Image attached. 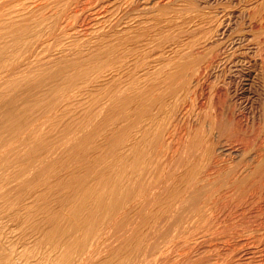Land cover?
<instances>
[{
	"label": "rangeland",
	"instance_id": "374dc122",
	"mask_svg": "<svg viewBox=\"0 0 264 264\" xmlns=\"http://www.w3.org/2000/svg\"><path fill=\"white\" fill-rule=\"evenodd\" d=\"M94 1L95 0H0V57H1L0 58V63H1L0 64V68H1L0 69V186H4L3 189L0 187V197H1L0 198V201H1L0 205L2 204V201H5V199L3 200L5 195L12 191V190H10V188L12 187L11 186L12 183L15 181L17 176H21V174L23 173L22 170L24 169L25 166L27 167V170L30 173L35 174L40 169H41V171L44 170V169H42V167H44L43 166L44 161L50 160L51 164L53 165V167H52L53 169L51 168V170L50 169L48 170V168L51 165L50 164L49 167L46 169L45 174H44V172L42 174H43V176L46 175L45 177H47V176L50 177V175H51L50 179H52V180L58 179L60 177V175L63 173H65V175L69 176L68 174H70L71 171L78 172L76 170H78L80 168L79 164H78L77 169L74 168V167H77V165H76L77 162L75 161V160H77V158L76 159L74 158V156L76 157V154L74 155L73 154L74 152L71 151L72 153L71 152H68V153L65 152V154L62 155V153H63L62 150H64L62 144H64L63 141H64L65 136L69 135V134L74 136L77 132H79L78 130L80 129L79 126H80V121H81L80 117L83 114V110H85V111L87 109H88V111L91 110V107H89L90 105L94 106V108H95L96 106H99L98 104H100V109H101V107L103 108L101 110L98 109V107L95 108L96 110H100V112H101L99 117H101L103 115V117H101L102 119L99 118V122L101 124L102 123L105 124V122H103V121H105L106 118H108L107 119L108 122H106V123L113 121L114 119H112V117H114L115 114H116L117 118L122 117V114H120V113L123 112V114H124V111L121 109H124L126 112V108H121V107H127V105L125 106V104H126L125 101H127L128 99H127V97H126L127 100L124 99L125 98L124 94H120L121 96L114 95V94L118 90L121 91L120 88H122L123 85L127 82L124 80H127V78H129V76H132V75H134V77H135L136 76L135 74H137L136 77H139V76L142 77L143 76L142 78H144V82L142 81L143 82L142 88L140 89L142 94H139L140 93V91H139L137 96H135L136 98H134V100L132 101V103L130 105L135 106L137 103L141 102V100H140L141 98H142V102L145 101L147 95L149 94L148 96L150 98V101L147 100L148 103H146V104L148 105L149 102L152 101V103L155 102V104L157 106L154 104V106L152 108H149L148 111H146V114L144 113V120H143L144 123H148V122L151 123L153 121L155 122V120L157 121L159 119L158 120L159 122H156V123L158 125L161 123V125H162L166 121L167 117H168V119H170L169 122H171V117H174V119H173L174 123L172 121V124H170V125L172 126V129H174L176 131L172 130L171 126H169L170 128L167 126L169 129H165L164 128L165 126L162 127L163 130L166 132L164 135L165 138L169 137L168 138L169 140L167 139L168 141L165 139L166 140L165 143H167V144L164 143L165 146L167 147L168 143H170V142H171L170 144L173 143L172 144L173 146L176 145V143H174V142H176L175 139L178 136H180L179 139L177 138L178 143L175 147L176 150H174V147L171 145L172 147L168 146V148L165 149V151H164V148H166V147L163 144V147H161L160 152L159 153L157 152L158 154L154 153V155L156 154V156L149 155V158L155 157V159L154 158H153L154 160L149 159L148 164L150 165V168H149V165L147 164L148 169L150 171L151 170L157 171V173L159 171V173L157 176V173H154L152 171L149 173V171L146 170V172L149 173V176H148V174H146L145 178L147 180L148 178L151 179L153 177L152 180H154V181L157 180V182H160V184L163 183L164 186L160 185L161 186L160 187L159 183H158L156 185V188H158L159 192L161 191L160 192L161 194H162V192L164 193V191H165V193H164L165 195L164 194L163 195L166 196V198H170L171 202L176 201L177 197H178V199H180V196L183 195V198L182 197L181 198H182V200L184 199L185 202L188 201V203H187L188 205L183 200L184 208H182V206H181L179 211H182V212H183V210L187 211L186 207L191 206V204H189V203L190 202L193 203L192 201L194 200V198H197L196 200L199 201V205L202 206V210L204 209L203 210L204 212H201L202 216H204L203 214H205V213L207 214L205 217L206 220H204L205 218L202 216L200 219H199L200 216L198 218L196 215L194 216V218H197V223L201 222L202 218H204L203 221L198 224L199 226H197V229L200 232L199 235L201 234L200 235L201 237L194 233V232H196V233L198 232V231H195L196 227H192L193 229L195 228L193 233L197 237L192 234L194 237L193 238L191 236V234H189V236L192 237V239H191L190 237H188V233H187L186 235H181L182 236L181 238L183 239L182 243H181L180 237H178L177 239L175 238L176 240L174 239L173 243L170 242L171 246L168 245L167 248H169V250L168 249L167 250L173 251L175 249V251H173L174 254L172 253V255H170L171 254V252H170L168 256H170V257L172 256L174 258V256L176 255V258H179V259L174 258V260H173L170 257L169 258L167 257L168 261H166V263L167 264H177L176 263V261H177L178 263L180 262L179 264H187V263L188 264L189 263L190 264L191 263L192 264H198V263L200 264L203 261L201 264H205V263L206 264H213V262H214V264L215 263L216 264H230V263L234 264V263H236V262H234L236 260L235 258H238L237 254H238V256H241V254L243 256L245 254L244 255V256H246L245 258H247V256H249L248 257L249 261L247 260L246 264H264V255H262V254H264V0H162V1L161 0H140L139 4L141 6L139 8L142 10L144 9L143 11L141 10L140 15L137 13V15H133L132 17L130 16L128 18L129 20L127 18L124 20L122 19L123 21L121 20L120 26L118 25L116 28H114L115 30L109 29L112 22H113V21L111 22V20L114 19V17H115L114 14L111 15L110 13L106 12L107 14L105 15V12H104V14L99 15L98 17H94V15L93 16L91 15V13L95 14V11L97 9L102 10L103 7L106 9V7L107 6L109 7L111 4L108 3L107 1H103L107 4H109L106 6L103 2H98L96 0L95 2H97V3H101V4L103 3L102 5L99 4L100 6H103L101 9V7H98L99 5L97 3L94 4ZM140 2H142V3H140ZM144 4L148 9L144 6ZM93 5L95 7V10L93 9L94 8ZM142 5L144 8H142ZM37 8L39 9V11ZM145 8H146V10H145ZM33 9H35V10H33ZM91 9H93L94 11L92 10V12H91L90 11ZM38 13L41 14V16L42 15L43 16L41 17ZM44 13L47 15V17H45ZM141 14H142V16H141ZM38 15H39V18L40 17L42 18V19L40 18L41 20L38 18ZM110 15L112 18L110 17V19H109ZM47 18H49V19H47ZM23 19L24 20L27 19V21H24ZM44 20L45 21L47 20V21L45 22ZM16 23L18 24V26ZM19 23H20V25H19ZM25 25H26V27H24ZM16 28H17V31L15 32ZM32 28L36 29V30H31ZM197 28L198 29L200 28V29L198 30ZM9 29H10V32H9ZM37 31H38V33H36ZM21 32L23 34L27 32L25 34L26 37L24 35H22ZM181 32H182V35H181ZM198 32H202V34L198 33ZM205 32H206V34H205ZM33 33H35V34H33ZM17 34L22 35L25 38L22 36H18ZM27 34H29V36ZM187 34H189V35H187ZM190 34H191V36H190ZM197 34H199L200 36ZM194 36L196 37V40H195ZM201 36H203V39ZM204 36L205 37L207 36V37L205 38ZM14 37H17V38L14 39ZM188 38H190V39H188ZM211 38H212V40H210ZM12 39L14 41L18 40V41H15L17 43H14ZM191 39H192V41H191ZM200 39H202L201 40L202 42L197 43L198 41H200ZM21 42H23V43H21ZM190 42H192V43L194 42V43L198 44V46H195V49L198 50V51L195 50V52H197V55H200L199 53H201V52L203 54L208 48H212V47L214 49H216V51H217V52H215V54L216 55L219 54V55H217L216 56L217 58L215 57V59H214V61L216 60V62L214 63V61H213V63H212L213 70H212V68L210 69V71L211 70L212 71L209 72L210 75H208V77H207L208 81H206L207 79L204 80L205 82L203 84V89L209 88V89H206V91L204 90L205 93L203 92L207 96L206 97L207 99L205 98V95L203 96L204 98H202L199 95H194L198 92L193 93L191 91V94H190V92L185 93V91H184V93H182V90L180 91V95L181 94L182 95L183 94L184 95L185 94L191 95V97H189L190 95L189 96L187 95V97L189 99L185 97L186 101L181 99V97H183L184 95L181 97L179 95L178 97H180V98H177V99H179V101H181V100L185 101V103L190 102L189 103L190 105L186 103V105H188L187 109H186L185 103H183L182 101L181 102L178 101L179 102L178 104H177V102L175 103L173 98L172 99L169 98L168 95L170 93L168 94V93H164V92H166L168 90V87H169V89L173 88L171 86V84L173 85V82H172L173 81L172 78L174 77L173 75L176 76V74L178 72H180L179 65L177 64L178 66L177 65L175 66L174 63L175 62L177 63V61H178V63L180 62L179 57L181 55L180 56H178V55L183 54L181 52L187 51V49L184 50V48L185 47L188 48ZM205 42H207V43H205ZM204 43H205V45H203ZM211 43H212V45L213 44L214 45L212 46ZM182 44L185 45V47ZM12 46H14L15 48L14 47L12 48ZM111 47H113L114 50L112 49V51H111L110 50ZM199 47H201V48H199ZM20 48H21V50H19ZM131 48H133V49H131ZM203 48H205L206 50ZM134 49H136V51H134ZM125 50H126V52H125ZM178 50H180L179 51L180 53L177 52ZM103 51L105 54L103 53ZM119 51H121L120 52L121 54L119 53ZM122 51H123V53H122ZM127 51H130V53L129 52L127 53ZM133 51L135 54L132 53ZM106 52H107V54H106ZM113 52H114V54H113ZM115 52H117L120 56ZM94 53H96V54H94ZM101 53H103L105 56H103V54H101ZM6 54L7 55L9 54V55L7 56ZM91 54H93V55H91ZM97 54L99 57L96 56ZM109 54H111V55H109ZM129 54H130V56H128ZM143 54H146V57H145V55L141 56ZM11 55H12V57H11ZM90 55H91V61H90V59H88V58H90ZM94 55H95V57H94ZM157 55H158V57L161 58V59L159 58L160 60L156 57ZM197 55L195 53V57H193V56L192 57L197 59L200 57V56L198 57ZM92 56L95 58L94 60H93ZM110 56L113 57L114 60H116L115 57L119 56V57H117L119 60L117 59L118 61L117 60H116L117 62L115 61L116 64L114 63V61L112 60V58ZM6 57L9 59L11 58V59L8 60V59H6ZM78 57H80V58H78ZM81 57L82 58L85 57V59H83V61H82ZM148 57H149V59L151 57H153L154 60H153V58H151L149 60ZM103 58H104V60H103ZM128 58H130V59H128ZM140 58H142V59L144 58V59L141 60ZM162 58H164V59H162ZM172 58L175 60H177V59L178 60L177 61L174 60V63H173ZM3 59H4V61H3ZM5 59H6V61H5ZM78 59H79V62H78ZM99 59H101V61L103 60L104 62H106V61L108 62L109 60L110 61L105 64L104 62L103 63L100 62ZM105 59H107V60H105ZM124 59H126L127 65H126V62H124V63L122 62V61H124ZM111 60L113 62H111ZM132 60H136V61L131 62ZM139 60H141V62L142 61L143 62L141 63ZM66 61L69 64L63 63ZM94 61H95V64H93ZM217 61H219V63ZM2 62H3V64H2ZM71 62L72 63L74 62V63L72 64ZM83 62L85 63L84 65L87 68V70L89 69V67H88L89 65H90V68L92 67V69L97 67L96 70L95 69L93 70V73L91 72L92 69H89V71H88L89 73L87 72V70H84L87 72V73L85 72L86 75L88 74V77L91 79V78L95 77L94 71H96L98 77L96 76L97 78L92 84L90 83L88 85L89 82H87V86L85 87V90H84L85 92L83 91L84 94H81L80 91H78L79 90L78 86L80 87V85H81L79 78H78L80 73H79V71H77V72L75 71L76 72L75 73L74 70H80V68H81L80 71L82 72L83 68H85L83 65ZM145 62H147V63H145ZM155 62H158V64ZM164 62H167L168 65L165 64ZM99 63H101V65ZM109 63H110V65H112V63H113V65L110 66ZM130 63H134V64L131 65ZM161 63H164V65H162ZM80 64L83 68L80 67ZM102 64H103V66H102ZM118 64H119V66H117ZM173 64H174V67H173ZM199 64H201V62H199ZM216 64H218V65H216ZM2 65H3V67H2ZM76 65H77V67H76ZM99 65L102 68H100ZM105 65H106V67H105ZM128 65H131V66H128ZM140 65H142V66L140 67ZM159 65H161L162 68H163V66H165V67L162 69ZM113 66L114 67L117 66V68H115L116 71H115ZM121 66H123V67L120 68ZM191 66H193V65H191ZM127 67H129V68H127ZM131 67H132V69H130ZM156 67L157 68L159 67L158 69H159L160 73L158 72V69H156ZM184 67L185 66H182V68H180V69H184L183 71H185V73L183 71L182 72L185 75V79L183 77L184 75H182L183 78H180V79L177 78L180 81L177 80L176 83L181 82V81L183 82V80H184V82H186V80L190 79V78H188V75L190 74L189 77L192 76L191 74H192V70L194 71V68L188 66L189 70H186V69H188L187 66L185 68ZM98 68H99V70H98ZM112 68L116 73L112 70ZM133 68H134V71H133ZM135 68H137V69H135ZM167 68H169V69H167ZM105 69H106V71H105ZM119 69H121V70H119ZM139 70H141V72ZM100 71H101V73H100ZM135 71H137V72H135ZM156 71L158 72V74L156 73ZM161 71H162V74L164 73L163 75L161 74ZM166 71H170V72H167L168 73L167 74ZM121 72H123V74ZM216 72H218V73H216ZM77 73H79V74L77 75ZM127 73H129L130 75ZM186 73H187V75H186ZM82 74H83V72H82ZM100 74H104V75L101 76ZM116 74L120 75V76H118L119 78H117ZM146 74H147V76H146ZM91 75H92V77H91ZM125 75H127V77ZM149 75H151L153 78H151ZM170 76H172V78H170ZM201 76L204 77L203 75H201ZM211 76L213 79H211ZM88 77H86V79L88 81H90V79H88ZM103 77H105L104 78L105 84L103 83V81H104ZM110 77L111 78L113 77V79H110ZM156 77H157V79H156ZM161 77H163L162 79H164V80H162ZM120 78H122V79L120 80ZM169 78H170V80L171 79L172 80L170 81ZM98 79H100L101 81ZM149 79H150V81H149ZM159 79L162 81H160ZM165 79H167V80H165ZM108 80L110 81L111 85L109 84ZM111 80H113V81H111ZM97 82H99V83H97ZM101 82H102V84H101ZM153 82H156V83H153ZM56 83L57 84L59 83V84L57 85ZM117 83H119L120 85ZM148 83H152L153 85L148 84ZM206 83H208V84L205 86ZM112 84H115V85H112ZM160 84H163V85H160ZM108 85H109V87H108ZM156 85H158L157 86L158 88L156 87ZM191 85L192 86L195 85V86L192 87ZM190 86L192 87V89H194L195 87H197V84H190V85L188 84L187 85L189 90H192ZM91 87H92V89H91ZM97 87H98V89L96 90ZM115 87H116V89H114ZM152 87L156 88L155 91ZM162 87H163V89H162ZM70 88H71V90H70ZM143 88H145L146 90ZM58 89H59L60 93L58 92ZM104 89H106V90L104 91ZM157 89H158V91H157ZM109 90L113 94H111L110 92L105 93L106 91H109ZM160 90L163 92V94H166V96H168V97H165ZM207 90H208V92H207ZM113 91H115V93ZM146 91L149 93L147 94ZM70 92H71V94H70ZM150 92L152 95L155 93H156L155 95L158 94L156 96L157 97L156 99L158 100V102H157V100L156 101L152 100V98L155 99V97H154L155 95L153 97H151L152 95L150 94ZM96 93L98 94L99 99H97ZM104 93L108 94L110 96H105ZM192 93L194 96H192ZM44 94H45V96L43 97ZM100 94H101V96H99ZM161 94H162V96H161ZM50 95H51V97H50ZM92 95H93V98H92ZM138 95L139 96L143 95V96L138 97ZM210 95H213V96H210ZM102 96H103L104 100H103ZM115 96H116V98L114 99ZM195 96H198L196 98L197 99L199 98L200 100L199 99L195 100L193 98ZM109 97L113 98L114 103H113V100H111L112 98L110 99ZM118 97L120 99H122V102H120L121 100H118L119 99ZM144 97H145V99H144ZM94 98H96L97 101ZM159 98L161 100H159ZM191 98H193L192 100L193 101L195 100V102H191L192 101ZM76 99H77V102H75ZM116 99L118 100V102ZM61 100H63L62 102L65 103V105L63 106V104L61 102V104H59V106H57L58 109L55 108L56 105H58L57 102L61 101ZM137 100H139V101H137ZM164 100H166V102L167 101L171 102L170 104L168 103L169 105H171L170 107H172V104H173L172 101L174 102V104L180 105L181 108H177L179 111V115L176 111L175 116L176 117L180 116V119H181V116L185 115L184 117H182V120L184 119V121L180 120L178 117L177 118L178 122H177V119H175V116L174 115L172 116V114L170 112L168 113V111H170V109L167 110L168 108H170L169 105H167V103H166L165 106L168 107V108H166V107L162 106L164 104H161V103H164ZM187 100H191V101H187ZM93 101L96 102V104L95 103L93 104L92 103ZM115 101H116V104H115ZM123 101L125 104L123 103ZM134 101H135V103H134ZM53 102L56 104L53 105L54 104ZM105 102H106V104L107 103L108 104L106 105ZM117 103H119V104H117ZM121 103H123L124 106ZM181 103L184 104L185 106L181 105ZM49 104L53 105L52 110H54V108H55V111H51V110L49 111V109H51V106ZM102 104L105 108L102 106ZM110 104H111V106H110ZM48 105L50 106V108L47 107ZM60 105H62L61 108L63 107V110L60 108ZM114 105L116 107H118L119 109H116V107L112 108ZM87 107H89L90 110ZM145 107L148 108V106H145ZM157 107H159V108H157ZM45 108L47 109V112L45 111L46 110ZM59 108H60L61 112H60ZM155 108H156V110H155ZM180 109L181 110L184 109L185 111L187 110V113L185 111H183V113H182V111H180ZM163 110L166 111L167 117H166V114H164ZM105 111H106V113H109V115H106ZM112 111L114 112V114H112L113 113ZM57 112H59V114ZM160 112L162 113V115L160 114ZM39 113L42 115L40 116ZM44 113H45V117H46V115H50V116L52 115L51 117L50 116L48 117L50 119L49 121H47L48 118H47V120L45 118V120L47 122H43V121L39 120V119L42 120L44 118V116H43ZM85 113H87V112H85ZM37 114H39L38 115L39 117L37 116ZM54 114H56L57 116H55ZM153 114L155 116H153ZM168 114H170V115L168 116ZM134 115H141V112L137 113V114L134 113ZM53 116H55V117H53ZM104 116H106V118ZM161 116H163L164 118ZM109 117H111L110 118L111 120L109 119ZM148 117H150V118H148ZM33 118H35V123H34V120H32ZM103 118H105V120H103ZM132 118H134L133 115H132ZM145 118H147L148 121H146ZM162 118L165 119L164 122H163ZM186 120H187V123H186ZM202 120H203V122H202ZM99 122H98V117H97L95 123H98V124L97 125L95 124L96 127L93 124V127L94 128L101 127L102 125L99 126V124H100ZM179 122H180V124H178ZM27 123L28 124L30 123L29 126L27 125ZM56 123H59V125L58 124L55 125ZM124 123H125V121L120 122L118 124L120 126V128H123L122 126H124ZM150 123L144 124V126H143L146 128V125H148L147 128H149V127L151 128V129H149L150 131L146 128L149 132H151L152 130H153L152 132H155L156 130L161 128L160 127L161 125L159 126L160 127L159 128L156 125L153 126V124L151 126ZM176 123H177V126L179 128H182L181 130L178 127H176ZM189 123H190V125H189ZM38 124L41 125L42 128H40V127L38 128L37 127V126H39ZM54 125H55V127L58 126L57 127L58 129L55 128ZM118 125H116V126L118 127ZM165 125H166V122H165ZM167 125H169V124H167ZM173 125H175V126H173ZM116 126L113 127V129H115V131L117 130ZM203 126H205V127H203ZM53 127H54V129H53ZM157 127H158V129H155ZM88 129L89 128H87V130H86L87 134L89 133ZM168 130L169 131L171 130V131L168 132ZM110 131H112V129ZM110 131H107V134L110 137H107L106 133H105L106 135L104 134L105 136H103L105 139H107V140L109 139V141L106 140L107 141L106 143H102L103 141L105 142V140L102 139V141H101L99 138V142L104 144V145H98L99 148H100V146H101V148H103L104 146H105L104 148H108L107 149L108 151L106 150L107 153L110 151V148L112 146L111 141L113 139H111V136L113 133H115V132L111 133ZM64 132H65V135H64ZM78 134L79 133H77V135ZM170 136H171V138H170ZM75 137H77V136L75 135ZM55 142H56V145H55ZM61 142H62V144H61ZM57 144H58V146H57ZM106 145H108V146H106ZM64 146H65V144H64ZM181 147H183V149ZM58 148H59V153H57ZM104 148L102 150H103L104 154H106ZM172 148H173L174 152L170 150ZM178 149H180V150L178 151ZM48 150H50V151H48ZM55 150H57V152ZM99 150H101V149H99ZM99 150H98V152L101 153L102 151H99ZM75 152H77V149L75 150ZM165 152H167L166 155H168V156L165 155ZM168 152L169 153L173 152L174 154L171 153L172 154V156H171ZM176 152H178V154L180 152L181 153L178 155ZM160 153L161 154L163 153L162 155H164V156H162ZM159 154H160V156H159ZM173 155H175V156H173ZM97 156H100V154L98 153ZM150 156H152V157H150ZM165 156H166V159L164 158ZM169 156H170V159H169ZM179 156L181 159L179 158ZM43 157H44V159H43ZM57 157H59V158H57ZM176 157H177L176 160H178V158H179V160L174 162ZM171 159H173V161ZM163 160H164V162H163ZM155 161L157 162V164ZM24 162L26 163V165L23 164ZM113 162H111V164H110L111 166H112ZM151 162L153 163V165L151 164ZM68 163H71V164H68ZM84 163H86V161ZM123 163H124V161H123ZM154 163H155V165H154ZM113 164L116 165L118 163L115 162ZM156 165H157V168H156ZM65 166L68 169H66ZM69 166H70V168H69ZM102 166H100V167H102ZM71 167L74 168L75 170H73V169L70 170ZM247 167H248V169H247ZM99 168H98L97 173H99L101 175V177H103V174H105L104 178L109 179V177L113 173V171L115 172V167H113V166H112V168L108 167V170H107V168H105V170H104L103 167H102L103 169L100 168L102 170H100ZM159 169H161V170H159ZM162 169L163 170L165 169V170L162 171ZM24 170L27 171L26 169H24ZM28 171L26 172V174L28 173ZM160 171H162L163 173L166 171V173L161 174ZM16 172L17 173L20 172V173L17 174ZM75 172H72V173H75ZM103 172H106V173H103ZM169 172H170V175H169ZM12 173H13V175H12ZM32 174L30 175L28 173L27 176L33 177ZM190 174H192L193 177H197V176L198 177L193 178L192 176H190ZM195 174H198V175H195ZM36 175L39 176L38 174H36ZM160 175H162L165 178L168 176V178H166L167 180L170 178L171 179H170V181L168 180L167 183H165L166 181L164 182L163 180L158 181L159 179H164ZM186 175L192 177L193 180L194 179L197 180L200 178L199 184L200 185L202 184V187H199L200 185L197 184V185H195V189L198 191H195V192L193 191L194 193L193 192L187 193L186 192L187 184H185L186 182L184 183V180L186 181V180H189L190 178H188ZM207 176H208V178H207ZM34 177H35V175H34ZM52 177L55 179H53ZM61 177H63V176L61 175ZM157 177H159V178H157ZM2 179L5 181H3ZM179 181H180V183H179ZM189 181H187V183ZM165 185H166V188H168L169 190H167L165 188ZM173 185H175V186H173ZM158 186L160 187V189H162V187H163L164 190H159ZM181 187H182V189H181ZM171 188H173V189H171ZM45 191L47 192L49 190H45ZM58 191H59V189H58ZM173 191H175V192H173ZM182 191L184 193L186 192L188 197H193V198H191L193 200H188L190 198L185 199V198H187V195L180 193ZM196 192H198V193L196 194ZM45 193H44V195L46 196ZM175 193H176L177 197L174 195ZM42 194H43V192L39 196H41ZM161 194H160V196L164 197ZM178 194H182V195L178 196ZM44 195H42V198L44 197ZM48 195L49 194L47 193V196ZM185 195H186V197H184ZM11 196H13V197H11ZM11 196H10V199L12 202H14V200L16 198V194L13 193V194H11ZM47 196L44 197V199L39 197V200L42 199L44 201L45 198L47 200ZM160 196H159V199L157 201L163 200L164 202H167L166 198L162 199V197H160ZM174 196L176 198H174ZM199 197H200V199H201V197H202V199L205 197V200L204 199L199 200ZM27 201H25V207L18 209V217H19V214H22L23 212H26V213L35 212V211H38L37 209L39 208V206L44 205V207H46V205H47L46 202H45V204H46L45 205L44 203H42V201H38L35 199H29ZM198 201L196 203H198ZM171 202L170 203L167 202V204L163 203V202H162V204H160V202H158L157 205H154V208H155V206L159 205L158 208H160L159 209L160 211L156 210L157 208L154 209L152 207V209L156 210L157 212H155V211H148V212L150 213V215H151V212H153L154 214L155 213L160 214L162 212L161 210H163V209L166 210V208H168L170 206ZM181 205H182V202H181ZM28 208H29V210H28ZM39 212L40 211L37 212L38 224L43 230L46 231V229H48L49 227H52V220L53 219L49 218L48 214L44 213V211L42 213H39ZM148 212L146 211V213L143 212L142 214L139 215V217H141V215H144L143 219H142L143 221H144L145 215L148 216V217L146 216L147 218H145V223H146V221L148 223V221H150L154 217L153 213H152L153 215H151L152 218L149 217L150 215ZM184 212H183V214L187 215L189 210L187 213L186 212L184 213ZM218 212L220 213V215H218L219 214ZM76 214H77V218H75L73 215L62 214L61 215L62 218L59 220H55V222L53 223L54 227H55V225H56V227L59 226L58 227L59 229H57V230L64 231V229H67V230L71 231V233H69V232H67V230H65L67 233H69V235H65V236H67V238L64 239L63 241H65V240L69 241V238H70V242H72L73 244L76 243L75 239H77L75 234L77 233V235H78V229L82 228L79 225V221L80 222H81V220L85 221L86 225L82 224V222H81V224L84 227H86L87 223H88V222H86V220H89V223H91L93 220V219L91 220V217L87 218L89 214L86 215L85 219L83 217L84 220L81 218L79 220V216L81 214H78L77 212H76ZM83 214L85 216L86 213L84 212ZM99 214H100V212L99 213L97 212L96 217ZM156 214H155L156 217L159 216ZM208 215H209V217H208ZM216 215H217V217H216ZM82 216H80V217H82ZM99 216H101V214ZM148 218H149V220H148ZM137 219L140 220L139 218H137ZM208 219H209V221H208ZM96 220H98V218ZM198 220H199V222H198ZM16 221H17V218H16ZM140 221L139 222L137 220L133 221L134 224L131 222L130 224L135 225L134 227H128L124 224L126 222L128 224V221L122 222V224H124L126 226V227L125 226L124 227L127 229L122 228L123 226L122 227L119 226L122 230L120 228H119L120 230L117 228V230H119V231L114 232L116 234L115 235L113 234L112 238L111 237L108 238L110 236L109 234H108V237H107V235L102 237L101 241L104 242V244L101 241L99 244H100V246L104 245L102 247L103 249L101 250L99 247V244H98L97 248L98 247L99 248H98V250L95 249V251L99 254L95 253V255H94V252H95L94 251L92 253L93 256L89 255L88 259H85L86 263H85L84 259H83V262L81 261L82 264H92V263H96V262L99 264L101 262H104V264H106L108 262L107 260H109V259L115 260L114 257H116V259L117 258L120 259L121 257L118 255L123 256L124 254H125L124 258L120 259L122 261L119 260L121 263L119 261L117 262V260L115 261V263H110L111 260H109V262L107 264H116V263L122 264L125 261H126L125 262V264H126L128 261V260H125V259H128V258H126L127 257L126 255H128L129 252L131 251L132 243L134 245H135V243L136 244L139 243V242H136L137 237L135 238V236H137V235L135 232H136V230H138V228H137L138 225H136V224L144 223L143 221H141V222ZM214 221H215V223H214ZM231 221H233V222H231ZM136 222H138V223H136ZM209 222L211 224H209ZM222 222H223V224H222ZM4 223L7 227H9V221L3 220V224ZM65 223H67V224H65ZM70 223H71V225H70ZM145 223L143 224V226L139 224V227L141 228V226H142L143 228H145V225H146V227L149 228V226H147V223L146 224ZM193 223H194V221L191 222L190 224L193 225ZM197 223H196V225H197ZM122 224L120 223V225H122ZM164 224H162L163 226L161 225L159 228L160 229L161 228L162 229H168L169 227L167 228V226H166L167 223H164ZM170 224L171 223L169 222L168 225L170 226ZM78 225H79V227H77ZM88 225H90V224H88ZM133 225H129V226H133ZM200 225H202V226L200 227ZM252 225L254 226L253 228H252ZM217 226L219 228H217ZM65 227H67V228H65ZM164 227H166V228H164ZM199 227L201 228V230L202 229L204 230V228H206V230L201 231V230H199ZM222 227H224V228H222ZM88 228H89V226H88ZM143 228H142V230H140V229L139 230L143 231ZM170 228H172V226H170ZM170 228L168 231H171ZM193 229L192 230L190 229V232L193 231ZM139 230H138L137 234H138V237H140L142 240L143 239L142 233H145L147 230H144V232H142V233H139ZM157 230L158 229H156V231ZM161 230H159V232L152 230V232H153L151 235L152 239H150L151 242L149 241V244L150 243L152 244L154 241H155V243H157L156 240H153V239H156L155 237H157L154 234H156V235L158 233L160 234V235L158 234L159 237H157V241H159L158 240L159 238H161V240L164 241L165 238H167L170 235V232H169V234H168V231H166L167 233H165V230L164 231L162 230L163 234H161ZM74 231H76V233ZM72 232H74V233L72 234ZM86 232H88V229ZM154 232H156V233H154ZM187 232H189V230ZM67 233H65V234H67ZM164 233H165V235H164ZM221 233L222 234L224 233V235H226V236L222 235ZM230 233H231V235H230ZM71 234L73 235V238H71L72 237ZM220 234H221V236H220ZM161 235H164V237L165 236H167V237L164 238ZM111 236H112V234H111ZM206 236H208V237H206ZM227 236H228V238H227ZM131 237H132V239H130ZM202 237H203V240H202ZM162 238H164V239H162ZM186 238H188V239L186 240ZM207 238H208V240H207ZM211 238H212V240H211ZM105 239H106V241H105ZM110 239H111L112 243L109 241ZM178 239H179V241H178ZM216 239H218V240H216ZM251 239L253 241H251ZM112 240H114V241H112ZM131 240H133L132 243L129 242ZM139 240L140 239L137 238V241H139ZM197 240H198V242H197ZM240 240H241V242H240ZM175 241H176V243H175ZM177 241H178V243H177ZM161 242H158V244H157L159 248L163 247L162 244L164 242L163 243H161ZM192 242H193V244H192ZM210 242H211V244H210ZM203 243H204V245H202ZM235 243L238 245H234ZM105 244H107V245H105ZM128 244H131V245H128ZM188 244H190V245H188ZM194 244H197L200 248L204 247V249H202L200 252L201 255H200V253L198 254V251H196V250H199V247L198 246L196 247V245H194ZM209 244H210V246L213 245L214 247L211 246L213 248H211V247L209 248ZM227 244H229L230 246ZM191 245H194V246H191ZM241 245H243L242 249H240ZM107 246L108 247L110 246L109 251H107L108 250ZM127 246H128V248H127ZM188 246L190 249L187 248ZM206 246H208V247H206ZM226 246H228V247H226ZM234 246H236V247L233 248ZM172 247H173V249H170ZM205 247L208 249H206ZM229 247H230L231 252L230 251L228 252L226 250ZM232 248L237 252H235ZM248 248H249V250H248ZM133 249H134V246H133ZM120 250L123 253V255L121 254V252H119ZM124 250H126V251H124ZM144 250H146V249H144ZM177 250H179V251H177ZM203 250H205L206 254H205V252H203ZM209 250H211V252ZM219 250H222V251L225 250L224 253H226V252L227 253L224 254V256H223V253H221L222 251H219ZM243 250H245V251H243ZM184 251L186 253H184ZM192 251H193V253H195L194 256L196 255V252H197L196 258L200 257L202 261L198 262L200 259L197 260L193 256V253H190ZM106 252L107 253L110 252V254L109 253L107 254ZM125 252H127V254ZM147 252H149V253H147ZM147 252L143 251L146 260L145 259L143 260V258H142V257H144L143 254L141 253L142 254L141 255L139 253L140 255L138 254L137 257L134 258L133 264H161V263L165 264L166 258L164 259L163 255H161L163 257L159 258V256H158V258H156V255L153 256L152 253L151 254L153 257L151 255L146 256V253H147V255L150 254V251H147ZM179 252H181V255L185 254L184 256H181L183 259L185 256H186V259L187 258L190 259L191 257H194V259H190V260H192V261L196 260L195 261L196 263H193L194 261L190 262V260L187 261L186 259H184V260L181 259ZM241 252H243V253H241ZM211 253H213V254H211ZM234 253H235V255H232ZM178 254H179V257L177 256ZM230 254L234 260H232ZM198 255H200V256L197 257ZM205 255H207V256L204 257ZM216 255H218V258L223 256L221 259L226 260L227 262L223 261V263H221V261H220L221 259H218ZM227 255L229 256V259H228ZM128 257H129V255H128ZM202 257H204V259ZM89 258H91V259H89ZM205 258H207L208 260L206 259L207 260L206 261ZM156 259H157V261H156ZM170 259L173 260L172 263H171ZM175 259H176V261H175ZM25 260H26L25 264H27V263L30 264V262H33L32 260H28V259H25ZM27 260L29 262H27ZM88 260H90L89 261L90 263H88ZM184 261H185V263H184ZM219 261H220V263H218ZM261 261H262V263H261ZM224 262H226V263H224ZM33 263L35 264V261ZM22 264H23V262H22ZM101 264H103V263H101Z\"/></svg>",
	"mask_w": 264,
	"mask_h": 264
},
{
	"label": "bare ground",
	"instance_id": "6f19581e",
	"mask_svg": "<svg viewBox=\"0 0 264 264\" xmlns=\"http://www.w3.org/2000/svg\"><path fill=\"white\" fill-rule=\"evenodd\" d=\"M96 1V0H95ZM94 1V4H96L97 2H95ZM98 2H103V1H107L108 3H110L111 5V7L109 6H107V5H109V4H107V3H105V2H103L106 6V9L103 7V6H100V5H102L101 3H97L99 6L98 7H101V9H102V7H103V9L102 10H96L95 11V14H92L91 13V15L93 16L94 15V17H98L99 15H102V14H104V12H105V15L107 14V13H110L111 15L112 14H114L115 15V17H114V19H112L111 20V22H112V24H111V26H110V28L109 29H112V30H115L114 28H116L118 25L120 26V24H121V20L123 19H128L130 16L132 17L133 15H137V13L140 15V13H141V10L142 9H140L139 7L141 6L140 4H139V1L140 0H97ZM162 1V0H161ZM166 2V1H165ZM140 3H142V2H140ZM144 6H145V4H144ZM93 7H94V5H93ZM146 7V6H145ZM92 8V7H91ZM142 8H144L143 7V5H142ZM147 8V7H146ZM146 8H145V10H146ZM38 9V8H37ZM94 10H95V7L93 8ZM93 9H91L90 11L92 12V10ZM100 9V8H99ZM148 9V8H147ZM33 10H35V9H33ZM43 10V9H42ZM93 10V11H94ZM144 10V9H143ZM142 10V11H143ZM38 11H39V9H38ZM148 11V10H147ZM107 12V13H106ZM37 13V12H36ZM94 13V12H93ZM143 13V12H142ZM39 14V13H38ZM43 14V13H42ZM45 14V13H44ZM40 16H41V14H39ZM39 15H38V18H39ZM104 15V16H105ZM111 15L109 16V19H110V17H111ZM43 16V15H42ZM41 16V17H42ZM141 16H142V14H141ZM40 17V18H41ZM45 17H47V15L45 14ZM101 17V16H100ZM26 18V17H25ZM39 18V19H40ZM103 18V17H102ZM112 18V17H111ZM137 18V17H136ZM29 19V18H28ZM42 19V18H41ZM40 19V20H41ZM47 19H49V18H47ZM97 19V18H96ZM140 19V18H139ZM24 20V19H23ZM122 20V21H123ZM129 20V19H128ZM24 21H27V19L26 20H24ZM43 21V20H42ZM45 21V20H44ZM47 21V20H46ZM45 21V22H46ZM126 21V20H125ZM19 22V21H18ZM17 22V23H18ZM29 22V21H28ZM16 23V24H17ZM21 23V22H20ZM20 23H19V25H20ZM34 23V22H33ZM41 23V22H40ZM54 23V22H53ZM44 24V23H43ZM109 24V25H110ZM15 25V24H14ZM29 25V24H28ZM17 26H18V24H17ZM31 26V25H30ZM46 26V25H45ZM20 27V26H19ZM23 27V26H22ZM24 27H26V25L24 26ZM28 27V26H27ZM33 27V26H32ZM11 28V27H10ZM15 28V27H14ZM34 28V27H33ZM31 29V30H36V29ZM38 29V28H37ZM41 29V28H40ZM198 29V28H197ZM200 29V28H199ZM198 29V30H199ZM29 30V29H28ZM30 30V31H31ZM43 30V29H42ZM49 30V29H48ZM108 30V29H107ZM17 31V28H16V30H15V32ZM194 31V30H193ZM192 31V32H193ZM206 31V30H205ZM9 32H10V29H9ZM23 32V31H22ZM21 32V34L22 35H24L25 36V34L27 33H22ZM196 32V31H195ZM20 33V32H19ZM29 33V32H28ZM31 33V32H30ZM36 33H38V31L36 32ZM198 33H201L202 34V32H198ZM204 33V32H203ZM33 34H35V33H33ZM205 34H206V32H205ZM204 34V35H205ZM12 35V34H11ZM18 35V34H17ZM22 35H18V36H22ZM28 36H29V34H27ZM181 35H182V32H181ZM187 35H189V34H187ZM197 35H199V34H197ZM214 35V34H213ZM24 36H22V37H24ZM190 36H191V34H190ZM200 36V35H199ZM13 37V36H12ZM26 37V36H25ZM24 37V38H25ZM195 37V36H194ZM202 37V39H203V36H201ZM205 37V36H204ZM207 37V36H206ZM205 37V38H206ZM214 37V36H213ZM15 38H17V37H14V39ZM21 38V37H20ZM204 38V39H205ZM23 39V38H22ZM188 39H190V38H188ZM194 39V38H193ZM199 39V38H198ZM202 39H200V41H198L197 43H200V42H202L201 40ZM13 40V39H12ZM26 40V39H25ZM195 40H196V37H195ZM210 40H212V38L210 39ZM216 40V39H215ZM214 40V41H215ZM15 41H18V40H15ZM14 40H13V42L14 43H17V42H15ZM20 41V40H19ZM24 41V40H23ZM191 41H192V39H191ZM21 43H23V42H21ZM197 43H192V42H190L189 43V47L188 48H186L185 47V45H183L185 48H184V50L185 49H187V51L186 52H181V53H183V54H179L178 56H180L179 57V63H178V59L177 60H175V59H173V63H174V60L175 61H177V63L175 62L174 64H175V66L178 64L179 65V67L180 68H182V66H187V68H188V66H190V67H193L194 68V71L192 70V76L191 77H189V75H188V78H190L189 80H186V82H184V80H183V82L181 81V82H178V83H176L177 82V78H183L184 77V79H185V75L183 74V72L185 73V71H183L184 69H180L179 68V70H180V72H178L177 74H176V76L175 75H173L174 77L172 78V76H170V78H172L173 79V85L171 84V86L173 87V88H170L169 89V87H168V90L166 91V92H164V93H170L168 96H169V98H173V100L175 101V103L177 102V104L179 103V102H183V103H185V97L186 98H188L187 97V95L185 94H181L180 95V91L182 90V93H184V91H185V93H189L190 92V94H191V91L194 93H196V92H198V93H196V94H194V95H199V96H201L202 98H204L203 96L205 95L204 93V90L206 91V89H209V88H206L205 86L208 84V83H206L205 84V88L206 89H203V84H204V80H206L207 79V77H208V75H210L209 74V72H211L212 70H213V68H212V63H213V61H214V59H215V57L217 56V55H219V54H215V52H217L216 51V49H214L213 47L212 48H208L207 50L205 49V48H203V49H205L206 51L202 54V52L201 53H199L200 55H197V52H195V46H198V44ZM205 43H207V42H205ZM205 43L203 44V45H205ZM214 43V42H213ZM216 43V42H215ZM197 44V45H196ZM209 44V43H208ZM21 45V44H20ZM200 45V44H199ZM211 45H212V43H211ZM214 45V44H213ZM212 45V46H213ZM17 46V45H16ZM23 46V45H22ZM14 46H12V48H13ZM25 47V46H24ZM15 48V47H14ZM181 48V47H180ZM198 48V47H197ZM199 48H201V47H199ZM216 48V47H215ZM17 49V48H16ZM112 49H113V47H111V51H112ZM131 49H133V48H131ZM183 49V48H182ZM15 50V49H14ZM18 50V49H17ZM19 50H21V48L19 49ZM114 50V49H113ZM116 50V49H115ZM130 50V49H129ZM201 50V49H200ZM218 50V49H217ZM134 51H136V49H134ZM134 51L132 52V53H134ZM176 51V50H175ZM180 50H178L177 52L178 53H180L179 52ZM182 51V50H181ZM196 51H198V50H196ZM14 52V51H13ZM12 52V53H13ZM16 52V51H15ZM108 52V51H107ZM107 52H106V54H107ZM121 51H119V53H120ZM125 52H126V50H125ZM130 53V51H127V53ZM11 53V52H10ZM97 53V52H96ZM96 53H94V54H96ZM103 53H104V51H103ZM103 53H101V54H103ZM115 53H117V52H115ZM122 53H123V51H122ZM138 53V52H137ZM195 53H196V55L199 57V58H193V57H195ZM105 54V53H104ZM103 54V56H105ZM112 54V53H111ZM111 54H109V55H111ZM113 54H114V52H113ZM118 54V53H117ZM121 54V53H120ZM135 54V53H134ZM142 54V53H141ZM149 54V53H148ZM7 55V54H6ZM9 55V54H8ZM7 55V56H8ZM13 55V54H12ZM12 55H11V57H12ZM91 55H93V54H91ZM91 55H90V58H88V59H90V61H91ZM119 55V54H118ZM145 55V57H146V54H143V55H141V56H144ZM2 56V55H1ZM96 56H98V54L96 55ZM108 56V55H107ZM120 56V55H119ZM119 56H117V57H119ZM125 56V55H124ZM128 56H130V54L128 55ZM132 56V55H131ZM139 56V55H138ZM140 56V57H141ZM154 56V55H153ZM193 56V57H192ZM196 56V57H197ZM89 57V56H88ZM94 57H95V55H94ZM93 56H92V58H93V60L95 59ZM99 57V56H98ZM111 57V56H110ZM117 57H115L116 58V60L118 59ZM144 57V58H145ZM158 59L160 58V57H158V55L156 56ZM1 58V57H0ZM78 58H80V57H78ZM82 58V57H81ZM87 58V57H86ZM112 58V60L114 61V63H115V61L116 60H114V58L113 57H111ZM127 58V57H126ZM143 58V59H144ZM151 58H153V57H151ZM150 58V59H151ZM176 58V57H175ZM217 58V57H216ZM6 59H8V60H10L9 58H7L6 57ZM6 59H5V61H6ZM83 59H85V57L84 58H82V61H83ZM87 59V60H88ZM98 59V58H97ZM122 59V58H121ZM120 59V60H121ZM128 59H130V58H128ZM138 59V58H137ZM141 60H143L142 58H140ZM148 59H149V57H148ZM149 59V60H150ZM161 59V58H160ZM159 59V60H160ZM162 59H164V58H162ZM171 59V60H172ZM199 59V60H198ZM202 59V60H201ZM219 59V58H218ZM7 60V61H8ZM71 60V59H70ZM86 60V61H87ZM100 60V62H104L103 60H104V58H103V60L101 61V59H99ZM105 60H107V59H105ZM111 60V62H113ZM119 60V59H118ZM117 60V61H118ZM141 60H139L140 62H141ZM147 60V59H146ZM145 60V61H146ZM153 60H154V58H153ZM3 61H4V59H3ZM73 61V60H72ZM75 61V60H74ZM81 61V62H82ZM89 61V62H90ZM96 61V60H95ZM95 61L93 62V64H95ZM110 61V60H109ZM108 61V62H109ZM116 61V62H117ZM133 61H136V60H132L131 62H133ZM148 61V60H147ZM78 62H79V59H78ZM88 62V61H87ZM99 62V61H98ZM107 61L106 62H104L105 64L106 63H108ZM123 63L124 62H126V59H124V61H122ZM143 62V61H142ZM141 62V63H142ZM160 62V61H159ZM162 62V61H161ZM172 62V61H171ZM199 62H201V64H199ZM203 62V63H202ZM216 62V60L214 61V63ZM218 63H219V61H217ZM5 63V62H4ZM63 63H66V64H69V63H67V61L66 62H63ZM72 63V62H71ZM74 63V62H73ZM72 63V64H73ZM138 63V62H137ZM145 63H147V62H145ZM150 63V62H149ZM152 63V62H151ZM155 63H157L158 64V62H155ZM165 64H167V62H164ZM164 63H161L162 65H164ZM1 64V63H0ZM2 64H3V62H2ZM6 64V63H5ZM62 64V63H61ZM78 64V63H77ZM82 64V63H81ZM81 64H80V67H82L81 66ZM85 63L83 62V65H84ZM90 64V63H89ZM88 64V65H89ZM100 65H101V63H99ZM116 64V63H115ZM121 64V63H120ZM131 65L132 64H134V63H130ZM136 64V63H135ZM174 64H173V67H174ZM193 65V66H191V65ZM63 65V64H62ZM65 65V64H64ZM99 65V66H100ZM108 65V64H107ZM109 65H110V63H109ZM112 65H113V63H112ZM112 65H110V66H112ZM126 65H127V62H126ZM131 65H128V66H131ZM138 65V64H137ZM149 65V64H148ZM168 65V64H167ZM177 65V66H178ZM216 65H218V64H216ZM79 66V65H78ZM94 66V65H93ZM97 66V65H96ZM102 66H103V64H102ZM109 66V67H110ZM117 66H119V64L117 65ZM117 66H113L114 67V69L115 68H117ZM134 66V65H133ZM132 66V67H133ZM142 65H140V67H141ZM155 66V65H154ZM160 67H161V65H159ZM2 67H3V65H2ZM76 67H77V65H76ZM84 67H85V65H84ZM89 67V69H92V67L90 68V65L88 66ZM105 67H106V65H105ZM108 67V68H109ZM123 66H121L120 68H122ZM132 67L130 68V69H132ZM135 67V66H134ZM139 67V68H140ZM165 66H163V68H164ZM184 67V68H185ZM73 68V67H72ZM83 68V67H82ZM97 68V67H96ZM96 68H94L95 70H96ZM100 68H102L101 66H100ZM111 68V67H110ZM109 68V69H110ZM127 68H129V67H127ZM138 68V67H137ZM137 68H135V69H137ZM159 68V67H158ZM157 67H156V69H158ZM162 68V67H161ZM162 68V69H163ZM172 68V67H171ZM212 68V70L210 71V69ZM1 69V68H0ZM74 69V68H73ZM78 69V68H77ZM89 69L87 70V68L85 67V68H83V74H82V72L80 71L81 70V68H80V70H74V72L76 71H79V73H80V75H79V81H80V87L78 86V88H79V90L78 91H80V93L81 94H84V90H85V87L87 86V82H89L88 83V85L91 83H93L95 80H96V78L98 77L97 76V73H96V71H94L95 72V77H93V78H89L88 77V74L86 75V73L89 71ZM94 69H92L91 70V72L93 73V70ZM104 69V68H103ZM108 69V70H109ZM155 69V70H156ZM167 69H169V68H167ZM176 69V68H175ZM84 70H87V72L86 71H84ZM98 70H99V68H98ZM112 70H113V68H112ZM118 70V69H117ZM119 70H121V69H119ZM178 70V69H177ZM178 70V71H179ZM186 70H189V68L188 69H186ZM216 70V69H215ZM102 71V70H101ZM101 71H100V73H101ZM105 71H106V69H105ZM114 71V70H113ZM112 71V72H113ZM115 71H116V69H115ZM114 71V72H115ZM124 71V70H123ZM132 71V70H131ZM133 71H134V68H133ZM138 71V70H137ZM137 71H135V72H137ZM140 72H141V70H139ZM183 71V72H182ZM75 72V73H76ZM86 72V73H85ZM90 72V73H91ZM99 72V71H98ZM103 72V71H102ZM127 72V71H126ZM134 72V73H135ZM145 72V71H144ZM158 72H159V69H158ZM158 72L156 71V73L158 74ZM165 72V71H164ZM167 72H170V71H166V73ZM176 72V71H175ZM191 72V71H190ZM79 73H77V75L79 74ZM89 73V72H88ZM91 73V74H92ZM106 73V72H105ZM108 73V72H107ZM111 73V72H110ZM116 73V72H115ZM122 74H123V72H121ZM130 73V72H129ZM129 73H127V74H129ZM133 73V72H132ZM160 73V72H159ZM216 73H218V72H216ZM99 74V73H98ZM141 74V73H140ZM161 74H162V71H161ZM164 74V73H163ZM162 74V75H163ZM168 74V73H167ZM171 74V73H170ZM213 74V73H212ZM64 75V74H63ZM93 75V74H92ZM92 75H91V77H92ZM101 76H103L104 74H100ZM117 75V78H119L118 76H120V75H118V74H116ZM130 75V74H129ZM136 76H137V74H135ZM182 75H184L183 77H182ZM186 75H187V73H186ZM201 75H203L204 77H202ZM214 75V74H213ZM97 76V77H96ZM111 76V75H110ZM126 77H127V75H125ZM135 76V77H136ZM146 76H147V74H146ZM151 78H153L151 75H149ZM159 76V75H158ZM166 76V75H165ZM164 76V77H165ZM179 76V77H178ZM86 77H88V79H90V81H88L87 79H86ZM134 77V75H132V76H129V78H127V80H124V81H127L124 85H123V87L122 88H120V90L121 91H116V93H115V91H113L115 94L114 95H119V96H121L120 94H124V96H125V100H127V101H125L126 102V104L124 103V101H123V103L125 104V106L127 105V107H121V108H126V112H125V110L124 109H121V110H123L124 111V114H123V112H121L120 114H122V117H116V114H115V116L114 117H112V119H114L113 121H111V122H109V123H106V122H108V118H106V116H104L105 118H106V120H105V118H103V120H105V121H103V122H105V124L104 123H100L99 122V118H101V117H103V115L101 116V117H99V115H100V110L101 109H103L102 107H101V109H100V104H98L99 106H96V107H98V109H100V110H96L95 108H94V106H89V107H91V110H90V108L89 107H87V108H89V110L90 111H88V109L85 111V110H83V114H82V116L80 117L81 118V121H80V129L78 130L79 132H77V133H79L78 135H77V133L75 134L77 137H75V135L74 136H72V135H66L65 136V138H64V141H63V143L65 144V146H64V144H62V142H61V144L63 145V148H64V150H62L63 151V153H62V155L63 154H65V152L66 153H68V152H71V151H73L74 153V155L76 154V157L74 156V158L76 159L77 158V160H75L76 162H77V167H74V168H78V164H79V169L78 170H76V171H78V172H75V171H71V175L70 174H68L69 176H67V175H65V173H63V174H61L63 177H61V175H60V179L58 178V179H55V178H53V179H55V180H52V179H50L51 178V175H50V177L49 176H47V177H45L46 175H44L43 176V172H44V174H45V171H46V169L49 167V165L51 164V161L49 160V161H44L43 162V166L44 167H42V169H44V170H42L41 171V169L40 170H38V172H36L35 174H32V173H30L28 170H27V167L25 168L23 165V167H24V169H26L27 171H28V173L31 175H33V177H34V175H35V177L33 178L32 176H27L28 175V173L26 174V172L27 171H25L24 169L22 170L23 171V173L21 174V176H17L16 177V179H15V181L12 183V187L10 188V190H12L10 193H8V194H6L5 195V197L3 198V200L5 199V201H2V204L0 205V264H22V262H23V264H25L26 263V260L25 259H28V260H32L33 262L35 261V264H82V262H83V259H84V261H85V259H88V257H89V255H92L93 256V252L95 251V249L96 250H98V248L100 247V249L102 250L103 248V244H104V242H102L101 240H102V237H104V236H106L107 235V237H108V234L110 235L108 238H112L113 237V234L115 235L116 233H114V232H118L121 228L120 227H122V228H125L126 226H128V227H134L135 225H133L134 223H133V221H143L142 219H143V216L144 215H141V217H139V215L140 214H142L143 212H145L146 213V211L148 212V211H155V212H157L156 210H158V211H160L159 209L160 208H158L159 207V205L158 206H155V208H157L156 210H154L155 208H154V205H157L158 204V202H160V204H162V202L163 203H166L167 204V202H171V200H170V198H166V196H164L165 194V191H164V193L162 192V194L158 191V188H156V185L159 183V186L161 185V186H164V184L162 185V184H160V182H157V180L156 181H154V180H152L153 179V177L151 178V179H147L146 180V178H145V175L146 174H148V176H149V173L152 171V172H154V173H157V171H153V170H149L148 169V166H147V164H148V161H149V159H152V160H154L155 159V157H153V158H149V155H153V156H156V154H158L159 152H160V150H161V147H163V144L165 143V141L169 138H165V131L163 130V128L162 127H164L165 129H169L170 127L169 126H171L170 124H172V121H173V123H174V117H171V122H169V120L170 119H168V117H167V114H166V111L167 110H169L170 109V111H168V113L170 112L171 114H172V116L174 115L175 116V113H176V111H177V113H178V115H179V111H178V109L177 108H181L180 107V105H177V104H174V102L172 101V107H170L171 105H169L171 102H166V100H164V103H161V104H164V105H162V106H164V107H166V108H168L167 106H165L166 105V103H167V105H169V107L170 108H168L166 111L165 110H163V112H164V114H166V125H165V122H164V120L165 119H163L164 117L163 116H161V117H163L162 119H163V122H164V124H162L161 125V123L158 125L156 122H159L158 120L156 121L155 120V122L153 121V122H148V123H150V125L152 126V124H153V126H160L159 128L160 129H158V127L157 128H155V129H158V130H156L155 132H149L150 130L149 129H151L150 127L149 128H147V126L148 125H146V128L149 130H147L145 127H143L144 126V124H148V123H144V113L146 114V111H148V109L149 108H152L153 106H154V104H155V102H153L152 103V101L151 102H149V104L147 105L146 103H148L147 102V100L148 101H150V98H149V92H147V97H146V100L145 101H143L142 102V98L140 99L141 100V102H139V103H137L135 106H131L130 104L132 103V101L134 100V98H136L135 96H137V94H138V92L140 91V93L139 94H142L141 93V88H142V84H143V82H144V78H142V77H136L135 78ZM145 77V76H144ZM169 77V76H168ZM210 77V76H209ZM77 78V79H78ZM105 77H103V83L105 82V79H104ZM160 78V77H159ZM163 77H161V79H162ZM166 78V77H165ZM170 78H169V80H170ZM219 78V77H218ZM69 79V78H68ZM102 79V78H101ZM110 79H113V77L111 78L110 77ZM109 79V80H110ZM122 78H120V80H121ZM146 79V78H145ZM156 79H157V77H156ZM171 79V80H172ZM203 79V80H202ZM211 79H213L212 78V76H211ZM72 80V79H71ZM87 80V81H86ZM98 80H100V79H98ZM108 80V81H109ZM119 80V79H118ZM147 80V79H146ZM160 80V79H159ZM162 80H164V79H162ZM162 80H160V81H162ZM165 80H167V79H165ZM170 80V81H171ZM101 81V80H100ZM111 81H113V80H111ZM115 81V80H114ZM143 81V82H142ZM149 81H150V79H149ZM152 81V80H151ZM154 81V80H153ZM178 81H180V80H178ZM206 81H208V79L206 80ZM60 82V81H59ZM116 82V81H115ZM118 82V81H117ZM123 82V81H122ZM148 82V81H147ZM157 82V81H156ZM156 82H153V83H156ZM171 82V83H172ZM97 83H99V82H97ZM121 83V82H120ZM124 83V82H123ZM122 83V84H123ZM158 83V82H157ZM160 83V82H159ZM165 83V82H164ZM57 84V83H56ZM59 84V83H58ZM57 84V85H58ZM95 84V83H94ZM101 84H102V82H101ZM105 84V83H104ZM108 84V83H107ZM106 84V85H107ZM109 84H110V81H109ZM117 84H119V83H117ZM121 84V85H122ZM148 84H152V83H148ZM190 85V84H197V87H195L194 89H192V87H194L195 85H191L190 87H191V89L192 90H189V86L187 87V85ZM98 85V84H97ZM111 85V84H110ZM112 85H115V84H112ZM120 85V84H119ZM153 85V84H152ZM160 85H163V84H160ZM63 86V85H62ZM68 86V85H67ZM66 86V87H67ZM91 86V85H90ZM104 86V85H103ZM149 86V85H148ZM158 85H156V87H157ZM170 86V87H171ZM74 87V86H73ZM108 87H109V85H108ZM146 87V86H145ZM151 87V86H150ZM209 87V86H208ZM75 88V87H74ZM88 88V87H87ZM86 88V89H87ZM103 88V87H102ZM113 88V87H112ZM148 88V87H147ZM153 88V87H152ZM158 88V87H157ZM77 89V88H76ZM90 89V88H89ZM91 89H92V87H91ZM94 89V88H93ZM98 89V87L96 88V90ZM114 89H116V87L114 88ZM143 89H145V88H143ZM154 89V91H155V89L156 88H153ZM162 89H163V87H162ZM70 90H71V88H70ZM95 90V89H94ZM106 89H104V91H105ZM138 90V91H137ZM146 90V89H145ZM144 90V91H145ZM152 90V89H151ZM75 91V90H74ZM84 91V92H83ZM99 91V90H98ZM97 91V92H98ZM157 91H158V89H157ZM161 91V90H160ZM44 92V91H43ZM46 92V91H45ZM58 92H59V89H58ZM62 92V91H61ZM83 92V93H82ZM107 92H110L111 93V91L109 90V91H106L105 93H107ZM143 92V91H142ZM145 92V93H146ZM162 92V91H161ZM204 92V93H203ZM207 92H208V90H207ZM213 92V91H212ZM48 93V92H47ZM60 93V92H59ZM104 93V95L105 96H110V95H108V94H105ZM109 93V94H110ZM144 93V94H145ZM193 93H192V96H194L193 95ZM211 93V92H210ZM57 94V93H56ZM70 94H71V92H70ZM87 94V93H86ZM97 94V93H96ZM111 94H113V93H111ZM150 94H151V92H150ZM156 94V93H155ZM155 94H151L152 96L151 97H153ZM160 94V93H159ZM162 94H163V92H162ZM162 94H161V96H162ZM189 94V95H190ZM66 95V94H65ZM80 95V94H79ZM103 95V94H102ZM158 95V94H157ZM157 95H155L154 97H155V99H153L152 98V100L153 101H156L157 99ZM165 97H168V96H166V94H163ZM180 95V97L181 96H183V97H181V99H183V100H185V101H183V100H181V101H179V99H177V98H180V97H178ZM188 95V96H189ZM208 95V94H207ZM45 96V94L43 95V97ZM55 96V95H54ZM75 96V95H74ZM83 96V95H82ZM81 96V97H82ZM87 96V95H86ZM99 96H101V94L99 95ZM123 96V95H122ZM141 96H143V95H138V97H141ZM210 96H213V95H210ZM50 97H51V95H50ZM91 97V96H90ZM89 97V98H90ZM113 97V96H112ZM112 97H109L110 99L112 98ZM126 97H127V99H126ZM164 97V98H165ZM189 97H191V95L189 96ZM196 97H198V96H195V97H193L195 100H198ZM200 97V98H201ZM207 96L205 95V98H206ZM49 98V97H48ZM64 98V97H63ZM62 98V99H63ZM76 98V97H75ZM79 98V97H78ZM92 98H93V95H92ZM91 98V99H92ZM102 98H103V96H102ZM101 98V99H102ZM116 98V96L114 97V99ZM119 98V97H118ZM123 98V97H122ZM149 98V99H148ZM163 98V97H162ZM193 98H191V100L193 99ZM80 99V98H79ZM96 101H97V99H99L98 98V94H97V99L96 98H94ZM144 99H145V97H144ZM189 99V98H188ZM207 99V98H206ZM84 100V99H83ZM86 100V99H85ZM103 100H104V98H103ZM107 100V99H106ZM105 100V101H106ZM111 100H113V98L111 99ZM117 100V99H116ZM118 100H121L120 102H122V99H118ZM118 100H117V102H118ZM159 100H161L160 98H159ZM177 100V101H176ZM191 100H187V101H191ZM195 100L193 101H191V102H195ZM200 100V99H199ZM203 100V99H202ZM63 100H61V101H56L57 102V104L58 105H56V107L55 108H57L58 109V107L57 106H59V104H61V102H62ZM90 101V100H89ZM100 101V100H99ZM137 101H139V100H137ZM163 101V100H162ZM179 101V102H178ZM75 102H77V99H76V101ZM91 102V101H90ZM157 102H158V100H157ZM156 102V103H157ZM44 103V102H43ZM47 103V102H46ZM54 103V102H53ZM93 104L95 103L96 104V102H92ZM98 103V102H97ZM101 103V102H100ZM103 103V102H102ZM113 103H114V100H113ZM123 103H121L122 105H123ZM134 103H135V101H134ZM133 103V104H134ZM169 103V104H168ZM187 103V102H186ZM186 103H185V105H186ZM190 102H188L187 104H189ZM205 103V102H204ZM33 104V103H32ZM38 104V103H37ZM41 104V103H40ZM56 103H54L53 105H55ZM62 104H63V106L65 105V103H63L62 102ZM105 104H106V102H105ZM108 104V103H107ZM106 104V105H107ZM115 104H116V101H115ZM117 104H119V103H117ZM146 104V105H145ZM158 104V103H157ZM50 105V104H49ZM47 106L48 108H50V106H51V109H49V111L51 110V111H55V108H54V110H52L53 109V105H50V106ZM69 105V104H68ZM156 105V104H155ZM181 105H184V104H182L181 103ZM184 105V106H185ZM190 105V104H189ZM35 106V105H34ZM61 106L62 105H60V108H61ZM102 106H103V104H102ZM110 106H111V104H110ZM109 106V107H110ZM118 106V105H117ZM124 106V105H123ZM145 106H148V108L147 107H145ZM157 106V105H156ZM161 106V107H162ZM183 106V107H184ZM187 106L188 105H186V109H187ZM46 107V108H47ZM82 107V106H81ZM104 107V106H103ZM114 107H116L115 105L112 107V108H114ZM120 107V106H119ZM145 107V108H144ZM163 107V108H164ZM45 108V109H46ZM47 108V109H48ZM60 108H59V110H60ZM65 108V107H64ZM105 108V107H104ZM157 108H159V107H157ZM162 108V109H163ZM34 109V108H33ZM32 109V110H33ZM47 109L45 110L46 112H47ZM62 110H63V107L61 108ZM107 109V108H106ZM116 109H119L118 107H116ZM161 109V108H160ZM58 110V111H59ZM120 110V111H121ZM144 110V111H143ZM151 110V109H150ZM155 110H156V108H155ZM44 111V112H45ZM48 111V112H49ZM82 111V110H81ZM87 112V113H85V112ZM103 111V110H102ZM154 111V110H153ZM180 111H182V113H183V111H185L184 109H180ZM39 112V111H38ZM45 112V113H46ZM60 112H61V110H60ZM65 112V111H64ZM104 112V111H103ZM108 112V111H107ZM113 112V111H112ZM141 112V115H134V113H140ZM143 112V113H142ZM156 112V111H155ZM159 112V111H158ZM162 112V111H161ZM160 112V114L162 115V113ZM186 113H187V110L185 111ZM41 113V112H40ZM39 113V114H40ZM43 113V112H42ZM45 113H44V118L41 120V119H39L40 121H43V122H47V121H49L50 119L48 118L50 115H46V117H45ZM51 113V112H50ZM49 113V114H50ZM56 113V112H55ZM58 114H59V112H57ZM105 113H106V111H105ZM104 113V114H105ZM39 114H37V116L39 115ZM47 114V113H46ZM112 114H114V112L112 113ZM152 114V113H151ZM157 114V113H156ZM181 114V113H180ZM185 114V113H184ZM42 114H40V116H41ZM55 116H57L56 114H54ZM106 115H109V113H106ZM132 115H133V117L134 118H132ZM170 114H168V116H169ZM189 115V114H188ZM187 115V116H188ZM24 116V115H23ZM34 116V115H33ZM52 116V115H51ZM50 116V117H51ZM55 116H53V117H55ZM146 116V115H145ZM149 116V115H148ZM153 116H155L154 114H153ZM185 116V115H184ZM183 115L181 116V119H180V116H178L179 117V119L180 120H182V117H184ZM186 116V117H187ZM36 117V116H35ZM39 117V116H38ZM74 117V116H73ZM97 117H98V122L100 123L99 124V126H101V127H97V128H94L93 127V124L95 125H97L98 123H95L96 122V119H97ZM111 117H109V119L111 118ZM160 117V116H159ZM178 117H176L175 116V119H177ZM189 117V116H188ZM41 118V117H40ZM45 118H46V120H47V118H48V120L46 121L45 120ZM65 118V117H64ZM117 118V119H116ZM148 118H150V117H148ZM156 118V117H155ZM170 118V117H169ZM37 119V120H38ZM102 119V118H101ZM146 119V121H148V119L147 118H145ZM192 119V118H191ZM215 119V118H214ZM32 120H34V123H35V118H33ZM36 120V121H37ZM38 120V121H39ZM63 120V119H62ZM111 120V119H110ZM125 121V123H124V126H122L123 128H120V126L118 125L120 122H124ZM150 120V121H151ZM168 120V121H167ZM101 121V120H100ZM182 121H184V119L182 120ZM206 121V120H205ZM214 121V120H213ZM69 122V121H68ZM177 122H178V119H177ZM189 122V121H188ZM192 122V121H191ZM202 122H203V120H202ZM144 123V124H143ZM156 123V124H155ZM186 123H187V120H186ZM200 123V122H199ZM30 124V123H29ZM29 124L27 123V125L29 126ZM46 124V123H45ZM59 125V123H56L55 125ZM70 124V123H69ZM167 124H169V125H167ZM178 124H180V122L178 123ZM198 124V123H197ZM204 124V123H203ZM39 125V124H38ZM55 125H54V127H55ZM66 125V124H65ZM96 125H95V127H96ZM116 125H118V127L116 126ZM123 125V124H122ZM186 125V124H185ZM189 125H190V123H189ZM188 125V126H189ZM199 125V124H198ZM206 125V124H205ZM31 126V125H30ZM72 126V125H71ZM70 126V127H71ZM114 126H116L117 127V130L115 131V129H113V127ZM169 128H168V127ZM173 126H175V125H173ZM201 126V125H200ZM209 126V125H208ZM38 128L40 127V128H42L41 127V125H39V126H37ZM54 127H53V129H54ZM58 127V126H57ZM57 127H55V128H57ZM94 129H93V128ZM167 127V128H166ZM176 127H178L177 126V123H176ZM202 127V126H201ZM203 127H205V126H203ZM87 128H89L88 130H89V133L87 134L86 133V130H87ZM175 128V127H174ZM179 128V127H178ZM58 129V128H57ZM56 129V130H57ZM60 129V128H59ZM63 129V128H62ZM112 129V131H110ZM153 129V128H152ZM171 129H172V126H171ZM177 129V128H176ZM180 130L182 129V128H179ZM61 130V129H60ZM66 130V129H65ZM172 130H174V129H172ZM62 131V130H61ZM107 131H110L111 133L112 132H115V133H113L112 134V136H111V139H113L112 141H111V148H110V151L107 153V149L108 148H104L105 149V152H106V154H104V152H103V148H101V146H100V148L98 147V145H104V144H102V143H106L107 141H109V139L107 140V139H105L103 136H105L106 134H107ZM171 131V130H170ZM169 130H168V132H170ZM174 131H176V130H174ZM173 131V132H174ZM14 132V131H13ZM12 132V133H13ZM63 132V131H62ZM88 132V131H87ZM172 132V133H173ZM15 133V132H14ZM17 133V132H16ZM106 133V134H105ZM105 134V135H104ZM176 134V133H175ZM64 135H65V132H64ZM11 136V135H10ZM9 136V137H10ZM174 136V135H173ZM176 136V135H175ZM13 137V136H12ZM103 137V138H102ZM107 137H110V136H108V134H107ZM60 138V137H59ZM99 138H100V140L102 141V139H104L105 140V142L103 141L102 143H100L99 142ZM170 138H171V136H170ZM178 139L180 138V136H178L177 137ZM175 139L176 140V142H174V143H176V145H177V143H178V139ZM12 139V138H11ZM51 139V138H50ZM166 139V140H165ZM107 140V141H106ZM169 140V139H168ZM167 140V141H168ZM181 140V139H180ZM6 141V140H5ZM55 141V140H54ZM60 142V141H59ZM50 143V142H49ZM58 143V142H57ZM100 143V144H99ZM171 143V142H170ZM170 143H168V145H167V147L165 146V144H167V143H165L164 144V146L166 147V148H164V151H165V149H167L168 148V146H171L172 144H170ZM182 144V143H181ZM55 145H56V142H55ZM54 145V146H55ZM109 145V144H108ZM108 145H106V146H108ZM176 145H172L173 147H174V150H176ZM57 146H58V144H57ZM171 146V147H172ZM7 147V146H6ZM56 147V146H55ZM54 147V148H55ZM53 148V147H52ZM57 148V147H56ZM101 149V150H99V149ZM182 149H183V147H181ZM185 148V147H184ZM77 149V152H75V150ZM98 150L99 151H102L101 153L100 152H98ZM107 150V151H106ZM163 150V149H162ZM171 151H173V148L172 149H170ZM180 149H178V151H179ZM48 151H50V150H48ZM56 152H57V150H55ZM100 154V156H97V152ZM53 152V151H52ZM97 154H96V153ZM158 152V153H157ZM174 152V151H173ZM173 152H171V153H173ZM50 153V152H49ZM57 153H59V148H58V152ZM72 153V152H71ZM123 153V154H122ZM154 153H156L155 155H154ZM169 153V152H168ZM171 153H169L171 156H172V154ZM177 154H178V152H176ZM181 153V152H180ZM179 153V154H180ZM103 154V155H102ZM161 154V153H160ZM160 154H159V156H160ZM163 154V153H162ZM161 154V155H162ZM167 154V152H165V155ZM174 154V153H173ZM178 154V155H179ZM47 155V154H46ZM158 156V155H157ZM162 156H164V155H162ZM166 156H168V155H166ZM166 156L164 157L165 159H166ZM173 156H175V155H173ZM181 156V155H180ZM180 156H179V158H180ZM150 157H152V156H150ZM178 157V156H177ZM177 157L175 158V160H174V162L175 161H178L179 160V158H178V160H176L177 159ZM47 158V157H46ZM57 158H59V157H57ZM61 158V157H60ZM63 158V157H62ZM173 158V157H172ZM43 159H44V157H43ZM168 159V158H167ZM169 159H170V156H169ZM181 159V158H180ZM162 160V159H161ZM172 161H173V159H171ZM74 161V162H75ZM86 161V163H84ZM114 161V162H113ZM123 161H124V163H123ZM159 161V160H158ZM26 162V161H25ZM23 163V164H25L26 165V163ZM48 162V163H47ZM79 162V163H78ZM111 162H113V163H118V164H113L112 163V166L113 167H115V172L113 171V175L111 174L110 175V177H109V179L108 178H104V175L105 174H103V177H101V175L99 174V173H97V171H98V168L100 167V166H102L103 168H104V170H105V168H107V170H108V167H111L112 168V166L110 165L111 164ZM156 162V161H155ZM161 162V161H160ZM163 162H164V160H163ZM171 162V161H170ZM88 163V164H87ZM168 163V162H167ZM21 164V163H20ZM30 164V163H29ZM68 164H71V163H68ZM151 164L153 165V163L151 162ZM156 164H157V162H156ZM75 165V166H76ZM87 165V166H86ZM115 165V166H114ZM149 165V164H148ZM154 165H155V163H154ZM20 166V165H19ZM30 166V165H29ZM147 166V167H146ZM166 166V165H165ZM22 167V168H23ZM53 167V165L51 164L50 165V167L48 168V170L50 169L51 170V168ZM66 167V166H65ZM64 167V168H65ZM102 167H100V168H102ZM153 167V166H152ZM155 167V166H154ZM167 167V166H166ZM69 168H70V166H69ZM74 168H72L71 167V169L70 170H75ZM99 168V169H100ZM102 168V169H103ZM149 168H150V165H149ZM156 168H157V165H156ZM162 168V167H161ZM164 168V167H163ZM251 168V167H250ZM249 168V169H250ZM53 169V168H52ZM66 169H68L67 167H66ZM102 169H100V170H102ZM110 169V168H109ZM166 169V168H165ZM164 169V170H165ZM247 169H248V167H247ZM64 170V169H63ZM106 170V171H107ZM146 170L147 171H149V173H147L146 172ZM159 170H161V169H159ZM163 169H162V171H164ZM69 171V170H68ZM112 171V170H111ZM162 171H160L161 172V174L163 173ZM168 171V170H167ZM52 172V171H51ZM64 172V171H63ZM70 172V171H69ZM68 172V173H69ZM72 172H75V173H72ZM174 172V171H173ZM250 172V171H249ZM17 173V172H16ZM18 173H20V172H18ZM17 173V174H18ZM103 173H106V172H103ZM111 173V172H110ZM158 173H159V171H158ZM158 173H157V176H158ZM164 173H166V171L164 172ZM163 173V174H164ZM193 173V172H192ZM195 173V172H194ZM36 174H38L39 176H37ZM201 174V173H200ZM12 175H13V173H12ZM65 175V176H64ZM154 175V174H153ZM156 175V174H155ZM167 175V174H166ZM169 175H170V172H169ZM195 175H198V174H195ZM194 175V176H195ZM202 175V174H201ZM206 175V174H205ZM209 175V174H208ZM109 176V175H108ZM151 176V175H150ZM160 176H162V175H160ZM187 176V175H186ZM190 176H192L193 177V175L192 174H190ZM190 176H187L188 178H190L189 180H184V183L185 184H187V188H186V192L187 193H189V192H195V191H198V190H196L195 189V185H200L199 183V179H194L193 180V178H197V177H190ZM204 176V175H203ZM211 176V175H210ZM8 177V176H7ZM147 177V176H146ZM156 177V176H155ZM163 177V176H162ZM161 177V178H162ZM170 177V176H169ZM205 177V176H204ZM29 178V179H28ZM31 178V179H30ZM157 178H159V177H157ZM156 178V179H157ZM164 179H159L158 181H160V180H163L165 183H167V181L169 180L170 181V179H166V178H168V176L165 178V177H163ZM174 178V177H173ZM187 178V179H188ZM207 178H208V176H207ZM6 179V178H5ZM184 179V178H183ZM186 179V178H185ZM203 179V178H202ZM3 180V179H2ZM3 181H5V180H3ZM162 181V182H163ZM187 181H189L188 183H187ZM173 182V181H172ZM5 183V182H4ZM175 183V182H174ZM179 183H180V181H179ZM182 183V182H181ZM172 184V183H171ZM169 185V184H168ZM183 185V184H182ZM158 186V187H159ZM160 186V187H161ZM170 186V185H169ZM172 186V185H171ZM173 186H175V185H173ZM2 189H3V187L4 186H0ZM160 187H159V190H164L163 189V187H162V189H160ZM199 187H202V184L199 186ZM165 188H166V185H165ZM170 188V187H169ZM1 189V190H2ZM58 189H59V191H58ZM167 190H169L168 188H166ZM165 189V190H166ZM171 189H173V188H171ZM181 189H182V187H181ZM184 189V188H183ZM203 189V188H202ZM45 190H49V191H45ZM46 193H45V192ZM180 191V190H179ZM184 191V190H183ZM180 192V193H182V194H186L187 195V193L185 192ZM200 191V190H199ZM43 192V194L42 195H44V193L46 194V196H47V193L49 194L48 196H47V200H46V198H45V200L43 201L42 199H44V197H46L45 195H44V197L42 198V195L41 196H39L41 193ZM172 192V191H171ZM173 192H175V191H173ZM193 192V193H194ZM16 194V198H15V200H14V202H12L11 201V199H10V196H11V194ZM198 192H196V194H197ZM160 194L161 195H163L164 197H162V196H160ZM171 194V193H170ZM182 194H178V196L179 195H182ZM195 194V195H196ZM175 196H176V193L174 194ZM186 195L184 196V197H186ZM159 196L160 197H162V199H165L166 198V201L167 202H164L163 200H160V201H157L158 199H159ZM174 196V198H176ZM190 196V195H189ZM200 196V195H199ZM11 197H13V196H11ZM39 197L40 198H42V199H40L39 200ZM183 198V195L182 196H180V199H178V197L176 198L177 200L176 201H172L171 202V204H170V206L168 207V208H166V210L165 209H163V210H161L162 212V214L160 213H158V214H156V215H159V216H155V214L153 213V212H151V215H153L154 217L152 218L151 217V215H150V213H149V217H151L152 219L150 220V221H148V223H147V221H146V223H147V226H149V228L148 227H146V225H145V228H143L142 226H143V224L145 223V218H147L148 216L147 215H145V218H144V223H142V224H140V225H142L141 226V228L139 227V224H136V225H138L137 226V228H138V230L140 229V230H142V228H143V231H140L139 230V233H142V232H144V230H147L145 233H142L143 234V239L141 240V238L140 237H138V234H137V232H138V230H136V235L137 236H135V238L137 237V238H139L140 240L139 241H137V238H136V242H139L138 244H136L135 243V245L132 243V241L133 240H131V241H129V242H131L132 243V248H131V251L129 252V257H128V255H126L127 257L126 258H128V259H125V260H128L127 261V263L126 264H133V262H134V258H136L137 257V255L140 253H142L143 254V256H144V253H143V251H145V252H147V251H150V254L149 255H147V253H149V252H147L146 253V256H152V254H153V256L154 255H156V258H158V256H159V258L160 257H163L164 256V259L166 258V260H165V264H167L166 263V261H168L167 259L170 257V256H168L169 255V253L171 252V254L170 255H172V253L174 254V252L173 251H175V249L173 250V251H168L169 250V248H167L168 247V245H170L171 246V243H173V241H174V239L176 238H178V237H182L181 235H186L187 233H188V237H190L191 239H192V237H193V235L194 236H196V235H199V231H198V229H197V226H199L198 224L199 223H201L202 221H203V219L206 217V213L205 214H203L204 216H202V213L201 212H204L203 210H202V206H200L199 205V201L198 200H196L197 198H194V200L193 199H191V198H193V197H188V195H187V198H185V199H188V198H190V199H188V200H193L192 202L193 203H189V204H191V206L190 207H186V209H187V211H185V210H183V212L185 211L186 213L188 212V210H189V212H188V214L186 215V214H183V212L182 211H179L180 210V208H181V206H182V208H184V203H183V200H182V198ZM1 198V197H0ZM29 199H35V200H38V201H42V203H44L45 204V202H46V207H44V205H41V206H39V208L37 209L38 211H40L39 213H42L43 211H44V213H47L48 214V217L49 218H51V219H53L52 220V227H49L48 229H46V231L45 230H43L40 226H39V224H38V220H37V212L38 211H35V212H28V213H26V212H23L22 214H19V217H18V209H21V208H23V207H25V201H27V200H29ZM201 199H202V197H201ZM200 199V197H199V200H201ZM204 200H205V197L203 198ZM202 199V200H203ZM162 201V202H161ZM198 201V203H196ZM1 202V201H0ZM28 202V201H27ZM181 202H182V205H181ZM184 202H185V200H184ZM201 202V201H200ZM186 204L188 203V201H186L185 202ZM165 204V205H166ZM188 205V204H187ZM29 207V206H28ZM152 207L154 208V209H152ZM189 208V209H188ZM152 209V210H151ZM28 210H29V208H28ZM27 210V211H28ZM31 211V210H30ZM214 211V210H213ZM76 212L78 213V214H81L80 216H82V217H80L79 216V220H80V218L81 219H83V217H84V219H85V217H86V215L87 214H89L88 215V217L87 218H89V217H91V220H92V222L91 223H89V220H86V222H88L87 223V226L86 227H84L82 224H85V221H82L81 220V222H82V224H81V222L79 221V225L82 227V228H80V229H78V235H77V233H76V231H74L76 234V237H77V239H75V244H73L72 242H70V238H69V241L67 242L66 240L65 241H63L64 239H66L67 238V236H65V235H69V233H71V231H69V230H67V229H64V231H60V230H57V229H59L58 227H56V225H55V227L53 226V223L55 222V220H59V219H61L62 218V214H66V215H73L75 218H77V214H76ZM86 213L85 214V216H84V214L83 213ZM97 212L99 213L100 212V214H101V216H97L96 217V215H97ZM184 212V213H185ZM207 212V211H206ZM136 213V214H135ZM153 213V214H152ZM219 213V212H218ZM217 213V214H218ZM222 213V212H221ZM135 214V215H134ZM197 216V218L199 217V219L201 218V216L202 217H204V218H202V221L201 222H199V220H198V222L199 223H197V218H194V216ZM215 215V214H214ZM218 215H220V213L218 214ZM138 216V217H137ZM147 216V217H146ZM94 217V218H93ZM126 217V218H125ZM139 218L140 220H138L137 218ZM208 217H209V215H208ZM212 217V216H211ZM210 217V218H211ZM216 217H217V215H216ZM221 217V216H220ZM16 218H17V221H16ZM64 218V217H63ZM98 218V220H96ZM123 218V219H122ZM195 220H194V219ZM209 218V219H210ZM213 218V217H212ZM83 219V220H84ZM126 219V220H125ZM134 219V220H133ZM209 219H208V221H209ZM217 219V218H216ZM239 219V218H238ZM3 220H7V221H9V227H7L6 225H5V223L3 224ZM123 220V221H122ZM148 220H149V218H148ZM194 221V223L196 222L197 223V225H196V223L194 224L193 223V225L192 224H190L191 222H193ZM204 220H206V218L204 219ZM125 221H128V224H127V222L126 223H124V224H122V222H125ZM140 221V222H141ZM191 221V222H190ZM212 221V220H211ZM218 221V220H217ZM84 222V223H83ZM133 223V224H130V223ZM138 222H136V223H138ZM169 222L171 223L170 224V226H172V228H170V226L168 225L169 224ZM230 222V221H229ZM231 222H233V221H231ZM51 223V222H50ZM49 223V224H50ZM78 223V222H77ZM120 223L122 224V225H120ZM145 223V224H146ZM164 223H167L166 224V226H167V228L169 227L170 228V230L171 231H168L169 230V228L168 229H162L163 231L165 230V233H167L166 231H168V234H169V232H170V235L167 237V236H165V237H167V238H165L164 237V235H165V233H164V235H161V236H163L164 238H165V240L163 241V240H161V238H159L158 240L159 241H157V237H159V235L157 234H154L155 236H157V237H155L156 239H153V240H156V242L157 243H155V241L151 244H149V241L151 242V240L150 239H152L151 238V235H152V230L154 231H156V229H158L157 231L159 232V230H161L159 227L162 225V224H164ZM208 223V222H207ZM214 223H215V221H214ZM228 223V222H227ZM65 224H67V223H65ZM64 224V225H65ZM88 224H90V225H88ZM209 224H211L210 222H209ZM219 224V223H218ZM222 224H223V222H222ZM245 224V223H244ZM59 225V224H58ZM70 225H71V223H70ZM79 225L77 226V227H79ZM86 225V224H85ZM129 225H133V226H129ZM165 225V224H164ZM203 225V224H202ZM202 225H200V227L202 226ZM208 225V224H207ZM215 225V224H214ZM88 226H89V228H88ZM92 226V227H91ZM120 226V227H119ZM125 226V227H124ZM163 226V225H162ZM206 226V225H205ZM219 226V225H218ZM217 226V228H219ZM227 226V225H226ZM259 226V225H258ZM68 227V226H67ZM67 227H65V228H67ZM74 227V226H73ZM84 227V228H83ZM192 227H196V229H195V231H198L197 233L196 232H194V229L192 228ZM199 227V230H201V228ZM216 227V226H215ZM230 227V226H229ZM248 227V226H247ZM254 226L252 225V228H253ZM117 228L119 229V230H117ZM149 230H148V229ZM164 228H166V227H164ZM211 228V227H210ZM221 228V227H220ZM222 228H224V227H222ZM256 228V227H255ZM70 229V228H69ZM87 229H88V232H86L87 231ZM125 229H127V228H125ZM190 229L192 230L193 229V231H191L190 232ZM250 229V228H249ZM65 230H67V232H69V233H67ZM116 230V231H115ZM122 230V229H121ZM124 230V229H123ZM161 230V234H163V231ZM189 230V232H187ZM204 230H206V228H204ZM203 229L201 230V231H204ZM255 230V229H254ZM156 231V232H157ZM242 231V230H241ZM74 232H72V234L74 233ZM156 232H154V233H156ZM196 234H194V233ZM226 232V231H225ZM234 232V231H233ZM65 233H67V234H65ZM134 233V234H135ZM229 233V232H228ZM227 233V234H228ZM232 233V232H231ZM231 233H230V235H231ZM71 234V235H72ZM111 234H112V236H111ZM141 234V235H142ZM145 234V235H144ZM189 234H191V236H189ZM193 234V235H192ZM222 234V233H221ZM221 234H220V236H221ZM201 235V234H200ZM199 235V236H200ZM222 235H224V233L222 234ZM229 235V234H228ZM160 236V237H161ZM224 236H226V235H224ZM261 236V235H260ZM106 237V238H107ZM187 237V236H186ZM197 237V236H196ZM201 237V236H200ZM206 237H208V236H206ZM232 237V236H231ZM71 238H73V235H72V237ZM164 238H162V239H164ZM194 238V237H193ZM199 238V237H198ZM227 238H228V236H227ZM256 238V237H255ZM79 239V240H78ZM114 239V238H113ZM130 239H132V237L130 238ZM175 239V240H176ZM188 238H186V240H187ZM190 239V240H191ZM201 239V238H200ZM215 239V238H214ZM221 239V238H220ZM230 239V238H229ZM104 240V239H103ZM181 240V243H182V238L180 239ZM185 240V241H186ZM202 240H203V237H202ZM207 240H208V238H207ZM210 240V239H209ZM211 240H212V238H211ZM210 240V241H211ZM216 240H218V239H216ZM100 241L103 243L102 245L103 246H100ZM105 241H106V239H105ZM108 241V240H107ZM110 242H111V239L109 240ZM112 241H114V240H112ZM162 241V242H161ZM178 241H179V239H178ZM178 241H177V243H178ZM192 241V240H191ZM227 241V240H226ZM229 241V240H228ZM238 241V240H237ZM251 241H253L252 239H251ZM74 242V241H73ZM158 242H161V243H163L162 244V248H159L158 247ZM171 242V243H170ZM187 242V241H186ZM197 242H198V240H197ZM196 242V243H197ZM208 242V241H207ZM215 242V241H214ZM218 242V241H217ZM240 242H241V240H240ZM112 243V242H111ZM160 243V244H161ZM170 243V244H169ZM175 243H176V241H175ZM174 243V244H175ZM185 243V242H184ZM216 243V242H215ZM231 243V242H230ZM239 243V242H238ZM98 244H99V247L97 248V246H98ZM192 244H193V242H192ZM210 244H211V242H210ZM210 244H209V248L211 247V246H213V245H211L210 246ZM241 244V243H240ZM243 244V243H242ZM105 245H107V244H105ZM110 245V244H109ZM128 245H131V244H128ZM188 245H190V244H188ZM194 245H196V247L198 246L197 244H194ZM194 245H191V246H194ZM202 245H204V243L202 244ZM227 245H229V244H227ZM234 245H238V244H234ZM257 245V244H256ZM133 246H134V249H133ZM169 246V247H170ZM174 246V245H173ZM190 246V247H191ZM220 246V245H219ZM230 246V245H229ZM233 246V245H232ZM231 246V247H232ZM242 246L243 245H241V248L240 249H242ZM106 247V246H105ZM108 247V246H107ZM110 247V246H109ZM109 247H108V250L107 251H109ZM175 247V246H174ZM199 247V246H198ZM203 247V246H202ZM206 247H208V246H206ZM205 247V248H206ZM214 247V246H213ZM213 247H211V248H213ZM226 247H228V246H226ZM236 246H234L233 248H235ZM126 248V247H125ZM127 248H128V246H127ZM126 248V249H127ZM148 248V249H147ZM176 248V247H175ZM183 248V247H182ZM186 248V247H185ZM184 248V249H185ZM188 249H190L189 248V246L187 247ZM195 248V247H194ZM193 248V249H194ZM216 248V247H215ZM232 248V249H233ZM238 248V247H237ZM245 248V247H244ZM260 248V247H259ZM99 249V250H100ZM107 249V248H106ZM144 249H146V250H144ZM168 249V250H167ZM170 249H173V247L172 248H170ZM180 249V248H179ZM198 249V248H197ZM202 249H204V247L203 248H200L199 247V250H196V251H198V254L201 252V250ZM206 249H208V248H206ZM218 249V248H217ZM216 249V250H217ZM229 249V250H228ZM256 249V248H255ZM261 249V248H260ZM105 250V249H104ZM103 250V251H104ZM128 250V249H127ZM182 250V249H181ZM186 250V249H185ZM212 250V249H211ZM211 250H209L210 252H211ZM215 250V249H214ZM228 252L230 251L231 252V250H230V247L229 248H227L226 249ZM234 250V249H233ZM239 250V249H238ZM247 250V249H246ZM248 250H249V248H248ZM252 250V249H251ZM258 250V249H257ZM124 251H126V250H124ZM123 251V252H124ZM177 251H179V250H177ZM213 251V250H212ZM219 251H222V250H219ZM235 251V250H234ZM233 251V252H234ZM242 251V250H241ZM243 251H245V250H243ZM105 252V251H104ZM119 252H121V250L119 251ZM195 252V251H194ZM203 252H205V250H203ZM217 252V251H216ZM225 252V250L224 251H222L221 253H223V256H224V254H226V253H224ZM232 252V253H233ZM235 252H237V251H235ZM239 252V251H238ZM262 252V251H261ZM95 253H97L96 251L94 252V255H95ZM103 253V252H102ZM107 253V252H106ZM109 254H110V252H108ZM107 253V254H108ZM126 254H127V252H125ZM152 253V254H151ZM180 253V257L181 256H184L185 254H183V255H181V252H179ZM184 253H186L185 251H184ZM190 253H193V251L192 252H190ZM219 253V252H218ZM241 253H243V252H241ZM240 253V254H241ZM249 253V252H248ZM97 254H99V253H97ZM104 254V253H103ZM102 254V255H103ZM117 254V253H116ZM121 254L123 255V253L121 252ZM139 254V255H140ZM141 254V255H142ZM194 254L195 253H193V256H194ZM205 254H206V252H205ZM211 254H213V253H211ZM229 254V253H228ZM239 254V255H240ZM258 254V253H257ZM161 255H163V256H161ZM196 255H197V252H196ZM196 255L194 256L195 258H196ZM200 255H201V253H200ZM200 255H198L197 257H199ZM209 255V254H208ZM219 255V254H218ZM218 255H216L217 256V258H218ZM221 255V254H220ZM232 255H235V253L234 254H232ZM245 255V254H244ZM243 255V256H244ZM247 255V254H246ZM252 255V254H251ZM262 255H264V254H262ZM91 256V257H92ZM108 256V255H107ZM110 256V255H109ZM118 256H120L122 259L124 258V256H125V254L123 255V256H121V255H118ZM117 256V257H118ZM152 256V257H153ZM178 257H179V254L177 255ZM190 256V255H189ZM192 256V255H191ZM207 255H205L204 257H206ZM222 256V257H223ZM228 256V255H227ZM230 256H231V254H230ZM242 256V254H241V256H238V254H237V257L238 258H235L236 260L234 261V262H236V263H234V264H246L247 263V260L249 261V256H247V258H245L246 256H244L243 257ZM96 257V256H95ZM142 257V256H141ZM168 257V258H167ZM194 257H191L190 259H194ZM204 257H202L203 259H204ZM210 257V256H209ZM220 257V256H219ZM222 257H220V258H218V259H221ZM254 257V256H253ZM252 257V258H253ZM260 257V256H259ZM115 258V260H111V259H109V260H111L110 261V263H115V261L117 260V262L121 259H116V257H114ZM113 258V259H114ZM139 258V257H138ZM137 258V259H138ZM143 258V260L145 259V256L144 257H142ZM150 258V257H149ZM155 258V257H154ZM171 259H173L174 260V258H176V255L174 256V258L171 256L170 257ZM208 258V257H207ZM207 258H205V260L207 259ZM226 258V257H225ZM231 258H232V256H231ZM230 258V259H231ZM89 259H91V258H89ZM141 259V258H140ZM170 259V260H171ZM176 259H179V258H176ZM176 259H175V261H176ZM181 259H183L182 257H181ZM184 259H186V256L184 257ZM183 259V260H184ZM190 259H186L187 261L188 260H190ZM197 260L198 259H200L198 262H200V261H202L201 260V258L199 257V258H196ZM224 259V258H223ZM227 259V258H226ZM228 259H229V256H228ZM27 260V262H29ZM109 260H107L108 262H109ZM136 260V259H135ZM142 260V259H141ZM146 260V259H145ZM173 260H171V263H172V261ZM185 260V261H186ZM204 260V261H205ZM208 260V259H207ZM206 260V261H207ZM232 260H234L233 258H232ZM19 261V262H18ZM82 261V262H81ZM90 260H88V263H90L89 262ZM106 261V260H105ZM120 261H122V260H120ZM119 261V262H120ZM156 261H157V259H156ZM163 261V260H162ZM181 261V260H180ZM185 261H184V263H185ZM192 260H190V262H191ZM194 261V262H193ZM192 262L193 263H196L195 261L196 260H193ZM221 261V263H223V261H226V260H220ZM220 261L218 262V263H220ZM231 261V260H230ZM33 262H30V264H34ZM37 262V263H36ZM93 262V261H92ZM107 262V263H108ZM126 262V261H125ZM125 262L124 263H122V264H125ZM203 262V261H202ZM201 262V263H202ZM227 262V261H226ZM226 262H224V263H226ZM258 262V261H257ZM85 263H86V261H85ZM101 263H103L104 264V262H101ZM100 263V264H101ZM106 263V264H107ZM121 263V262H120ZM159 263V262H158ZM164 263V262H163ZM176 263L177 264H179L177 261H176ZM200 263V264H201ZM259 263V262H258ZM261 263H262V261H261ZM28 264V263H27ZM92 264H99V263H92ZM116 264H119V263H116ZM162 264V263H161ZM188 264V263H187ZM190 264V263H189ZM192 264V263H191ZM199 264V263H198ZM206 264V263H205ZM213 264H214V262H213ZM216 264V263H215ZM231 264V263H230Z\"/></svg>",
	"mask_w": 264,
	"mask_h": 264
}]
</instances>
